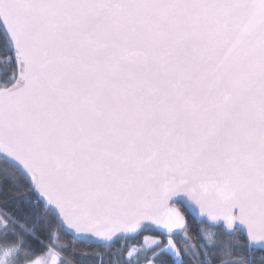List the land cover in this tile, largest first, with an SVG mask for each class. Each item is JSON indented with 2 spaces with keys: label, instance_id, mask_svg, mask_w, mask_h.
I'll list each match as a JSON object with an SVG mask.
<instances>
[{
  "label": "snow or ice",
  "instance_id": "obj_1",
  "mask_svg": "<svg viewBox=\"0 0 264 264\" xmlns=\"http://www.w3.org/2000/svg\"><path fill=\"white\" fill-rule=\"evenodd\" d=\"M0 264H264V0H0Z\"/></svg>",
  "mask_w": 264,
  "mask_h": 264
},
{
  "label": "trees",
  "instance_id": "obj_2",
  "mask_svg": "<svg viewBox=\"0 0 264 264\" xmlns=\"http://www.w3.org/2000/svg\"><path fill=\"white\" fill-rule=\"evenodd\" d=\"M213 231H218V230L213 229ZM219 239H220L221 241H223V242H226V241H228L230 238H229L228 236H225V235L221 234L220 237H219ZM73 243H75V241H73ZM78 247H80V248H85V245H78Z\"/></svg>",
  "mask_w": 264,
  "mask_h": 264
}]
</instances>
